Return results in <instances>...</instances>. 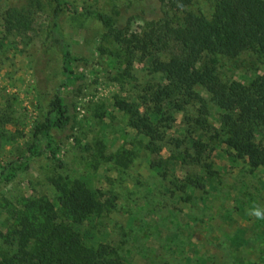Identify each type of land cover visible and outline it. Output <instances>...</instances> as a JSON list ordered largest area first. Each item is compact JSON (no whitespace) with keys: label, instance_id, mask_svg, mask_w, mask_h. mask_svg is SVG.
<instances>
[{"label":"rangeland","instance_id":"374dc122","mask_svg":"<svg viewBox=\"0 0 264 264\" xmlns=\"http://www.w3.org/2000/svg\"><path fill=\"white\" fill-rule=\"evenodd\" d=\"M67 1L74 12L63 14L60 23L82 59L75 71L85 75L80 91L70 94L77 102V127L74 138L62 142L58 162L47 158L43 140L42 154L29 170L0 184V259L17 250L4 242L8 207L45 196L59 210L62 194L53 182L80 181L105 211L88 222L72 224L60 217L58 223L91 246L108 245L128 264H264V221L247 214L255 204L264 206V169H253L225 144L222 111L211 95L197 88L208 106L207 133L198 125L203 114L195 102L173 101L181 110L175 105L157 117L153 99L166 85L163 76L142 53L105 37L96 16L123 11L127 19L130 0ZM15 4L0 0V174L28 154L35 127L63 79L61 55L47 45L51 0H34L32 30L9 33L6 12ZM211 5L203 1L195 9L210 17ZM169 14L175 20L181 15ZM148 29L135 19L126 35L143 36ZM218 73L224 81L248 86L264 73V63L257 53L246 52L222 59ZM117 102L138 104L140 117H150L160 137L141 134L135 128L138 117L121 111ZM263 135L259 132L257 140ZM198 140L203 148L195 147Z\"/></svg>","mask_w":264,"mask_h":264},{"label":"trees","instance_id":"16d2710c","mask_svg":"<svg viewBox=\"0 0 264 264\" xmlns=\"http://www.w3.org/2000/svg\"><path fill=\"white\" fill-rule=\"evenodd\" d=\"M203 1L212 2L210 17L195 9ZM51 3L47 45L61 55L63 79L35 127L28 154L7 165L0 174V184L10 182L19 171L29 170L32 161L42 154L43 140H46L47 158L58 162L62 142L74 138L77 102L70 94L80 91L85 75L75 71V64L82 59L73 53L60 23L63 14L74 11L67 0H51ZM163 6L168 10L164 11ZM33 7L34 0H16L15 6L6 12L5 30L9 33L32 30ZM169 12L181 15L175 20ZM125 13L127 19L123 11L98 12L96 16L105 37L130 51L142 53L151 60L153 71L163 76L166 85L153 99L155 115L162 117L175 105L180 111L179 104L172 106L173 101L195 102L203 114L198 125L205 133L209 132L208 106L197 91L201 88L222 111L221 132L226 136L228 148L237 158L246 159L253 169H264V135L259 141L256 137L259 132L264 134V73L248 86L224 81L218 73L222 59L235 60L246 52L257 53L264 63V0H156L152 3L130 0ZM135 19L147 23L149 29L143 36L129 37L126 31ZM157 53L166 54L168 59L162 60ZM116 106L132 118L138 117L135 128L141 134L151 139L160 137L151 118L140 117L138 104L117 102ZM218 136L216 130L214 137ZM195 147L203 148V142L196 141ZM200 159L199 153L197 161ZM117 162L125 165L122 157ZM210 173L213 174L211 170ZM53 183L62 194L59 210L45 196L22 198L18 205L7 208L9 222L4 242L9 247L15 245L17 250L3 256L0 264H128L108 245L91 246L84 237L58 223L60 217L72 224L88 222L95 214L105 211L86 184Z\"/></svg>","mask_w":264,"mask_h":264},{"label":"clouds","instance_id":"9594fccd","mask_svg":"<svg viewBox=\"0 0 264 264\" xmlns=\"http://www.w3.org/2000/svg\"><path fill=\"white\" fill-rule=\"evenodd\" d=\"M247 214L257 221H264V206L255 204L248 209Z\"/></svg>","mask_w":264,"mask_h":264}]
</instances>
